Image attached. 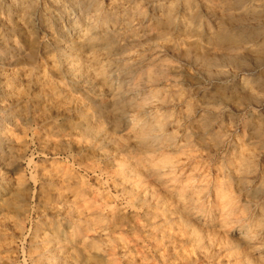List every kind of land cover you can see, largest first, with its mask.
<instances>
[{
  "label": "rangeland",
  "instance_id": "374dc122",
  "mask_svg": "<svg viewBox=\"0 0 264 264\" xmlns=\"http://www.w3.org/2000/svg\"><path fill=\"white\" fill-rule=\"evenodd\" d=\"M96 1L140 37L120 59L155 80L138 97L149 110L129 115L161 132L142 143L98 111L104 60L70 31L86 29L69 0L0 1V37L24 53L0 70L13 120L0 126V264H264V41L239 34L228 15L243 10L224 0ZM55 45L82 56L88 90Z\"/></svg>",
  "mask_w": 264,
  "mask_h": 264
},
{
  "label": "bare ground",
  "instance_id": "6f19581e",
  "mask_svg": "<svg viewBox=\"0 0 264 264\" xmlns=\"http://www.w3.org/2000/svg\"><path fill=\"white\" fill-rule=\"evenodd\" d=\"M0 1H4V0H0ZM77 1L69 0V7L73 11H78L79 21L85 26L86 31L84 30L85 33L82 32L83 28L81 30V28H79V26L76 25V22H72V23L70 22L69 23L70 31L74 32L76 35L77 34L80 35L81 36L80 38L83 40L84 44H86L87 46L94 49L99 54V56L102 57V59L104 60V65L101 69V74H102L104 80H106L107 83H109L105 88L94 89L95 96H93V99H92L93 103L98 108V111L100 113H104V111L106 109L116 112L119 119L122 122H124L126 124H130L131 126L134 127V130L136 132V138L138 140H140L142 143L151 144L152 141H155L158 138L159 133L161 132L160 124L154 123V122L150 123L148 120H147L148 123L143 124V126L141 125L142 123L137 124L138 122L135 123L136 121L134 119H132L131 116L129 115V111H131V109H133L134 107H140V106H143L142 110H143L144 114H146L147 110H149L150 104L147 103V101H145V99L139 100L138 97H139V94L143 91L144 79L155 80V73H154V71L147 69L146 66L148 64H145V60H143L142 58H135L131 62L123 61L120 59V56L122 54H124V52H126L129 45H131L133 42L138 40L140 37L138 38L137 36H135L133 34L132 35H128V34L127 35H120L117 32V30L120 29V27L119 26L116 27L117 26L116 24L123 25L122 24L123 19L118 18L113 14L100 13L101 11L99 8V4L97 3L96 0H77ZM224 1L227 2V3H225V6H223L221 8L224 13H229L234 8H236V9L239 8V9L243 10L242 16L239 18H233L232 16L228 15L229 18L233 21V23L235 25V29L238 30L239 34L244 39L249 38V37H253L252 38L253 43L257 42V41H264V27L263 26L259 27V26H261V20H263L262 18H264V4H257L259 2L254 4L255 2L251 3L250 0H224ZM14 3L15 2L11 3V5ZM25 11H26V9H25ZM68 20L69 19H67V21ZM250 24H252V27H249ZM81 32H82V34H80ZM222 32H223V30H222ZM224 33H226V31ZM224 33H223V35H225ZM64 36H65V34L63 35V37ZM67 36H65V37H67ZM70 38H72V37H70ZM77 42H79V41H77ZM249 42H250V40H249ZM59 45H55V47L58 50L60 56L66 62L65 66H64V68H65L64 70H65L66 74H68L69 76H72L74 79H77L78 82H80L79 86L82 90H88V87L85 85V83L82 80L84 72H85V67L82 65L83 64L82 63V56L79 54L73 55L71 52V48H69L67 46H64V48H62ZM16 46H13L11 40L8 37L7 38L0 37V70H4L7 67L16 66L20 63L19 61H21V59L23 58L24 53L22 52V50L19 47H16ZM257 49H258V47H257ZM228 60L233 61V62H237V60L234 58H228ZM204 62L206 64H208V61L207 62L204 61ZM209 64H211V62ZM257 69L261 70V72L264 74V64L259 66ZM262 73L260 74V76H263ZM5 78L3 77L2 73H1L0 74V96L3 94L9 93V90H10V89H8L11 85V83H9L10 79L8 80ZM254 78H256V77L254 76ZM260 80H261L260 82H262L263 77H261ZM89 89H90V87H89ZM105 97L108 98V101L105 100ZM262 105H263V103L260 104V106H262ZM4 110H5V112H4ZM8 111L9 110L0 107V126L2 124H6L8 126H13V120L11 119L10 115L7 113ZM3 142H5V137L0 132V144H2ZM174 146H175V144H174ZM2 163L3 162L0 159V166L2 165ZM161 168H162V166H161ZM144 177H146V176H144ZM150 185H151V183L148 184V186H150ZM143 195H144V193H143ZM143 195H142V197H143ZM145 198H146V196H145ZM149 198H148V200H149ZM190 200L191 199H189V201ZM143 203L146 204L145 202H143ZM156 208H158V206ZM167 208H168V206H167ZM145 213L147 214V212H145ZM153 223H154V221H153ZM185 223H187V222H185ZM195 231H197V230H195ZM155 236H157V235H155ZM167 238H169V237H167ZM153 242H154L155 246H158V244H156L158 241L157 242L153 241ZM168 243H170V241ZM170 244H173V241ZM178 244H180V243H178ZM158 249L159 248H155V251ZM173 254H171V255H173ZM145 259H143V260H145ZM145 263L143 262V264H145ZM186 264H188V262Z\"/></svg>",
  "mask_w": 264,
  "mask_h": 264
}]
</instances>
